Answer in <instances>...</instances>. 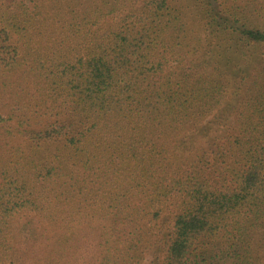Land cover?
<instances>
[{
	"label": "trees",
	"instance_id": "16d2710c",
	"mask_svg": "<svg viewBox=\"0 0 264 264\" xmlns=\"http://www.w3.org/2000/svg\"><path fill=\"white\" fill-rule=\"evenodd\" d=\"M260 46L264 0H0V264H260Z\"/></svg>",
	"mask_w": 264,
	"mask_h": 264
},
{
	"label": "rangeland",
	"instance_id": "374dc122",
	"mask_svg": "<svg viewBox=\"0 0 264 264\" xmlns=\"http://www.w3.org/2000/svg\"><path fill=\"white\" fill-rule=\"evenodd\" d=\"M28 2V1H27ZM201 36L204 37L203 32ZM204 45L206 42H203ZM205 49V47H204ZM257 53L259 54L260 58L264 59V46H260L256 49ZM208 59L211 60V63L214 64L216 62L215 55L212 56L208 53L206 55ZM1 100V96H0ZM240 107L239 105V98L232 93L229 95L228 98L223 101V103L215 110V116H209L206 120H204L197 132H195L191 138H186L185 143L183 144L184 148L182 152H189L190 149H196L199 147H208L214 141L215 138L223 135L228 128H230L234 123V112L238 110ZM3 108V105L0 104V110ZM3 112V110H1ZM24 152L28 149L27 146H24ZM48 148L43 146L40 149H37V155L40 157H44L46 150ZM28 151V150H27ZM159 244L155 240H151L150 244L148 245L147 251L145 253L144 259L142 260L141 264H152L153 260L157 256V253L160 252ZM40 254V260L43 259V255ZM35 256L31 255V258L25 259L29 264H33L32 261L34 260ZM68 259L79 260L77 264H81L82 259L78 258L77 254H66L63 258V261ZM4 264H11L10 260H6ZM260 264H264V252L262 255V261Z\"/></svg>",
	"mask_w": 264,
	"mask_h": 264
}]
</instances>
